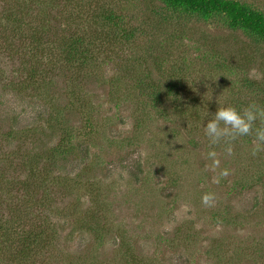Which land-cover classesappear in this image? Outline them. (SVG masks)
<instances>
[{"label": "rangeland", "instance_id": "obj_1", "mask_svg": "<svg viewBox=\"0 0 264 264\" xmlns=\"http://www.w3.org/2000/svg\"><path fill=\"white\" fill-rule=\"evenodd\" d=\"M252 102L264 42L219 16L0 0V264H264V151L203 131Z\"/></svg>", "mask_w": 264, "mask_h": 264}, {"label": "clouds", "instance_id": "obj_2", "mask_svg": "<svg viewBox=\"0 0 264 264\" xmlns=\"http://www.w3.org/2000/svg\"><path fill=\"white\" fill-rule=\"evenodd\" d=\"M211 117L203 127L204 135L211 145L223 144L228 156L233 154V142L245 136L253 138V156L264 151V106L255 102L240 109L233 105L219 106ZM207 157L218 163L215 150L209 151ZM223 175H227V171ZM201 203L213 207L216 203L215 194L203 193Z\"/></svg>", "mask_w": 264, "mask_h": 264}, {"label": "trees", "instance_id": "obj_3", "mask_svg": "<svg viewBox=\"0 0 264 264\" xmlns=\"http://www.w3.org/2000/svg\"><path fill=\"white\" fill-rule=\"evenodd\" d=\"M162 1L172 10L195 13L204 20L219 16L228 27L264 42V14L246 3L238 0Z\"/></svg>", "mask_w": 264, "mask_h": 264}]
</instances>
